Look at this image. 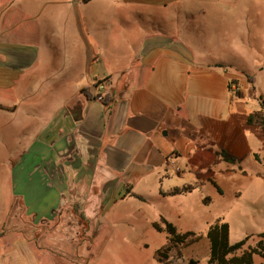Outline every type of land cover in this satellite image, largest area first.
<instances>
[{"label":"crops","instance_id":"obj_1","mask_svg":"<svg viewBox=\"0 0 264 264\" xmlns=\"http://www.w3.org/2000/svg\"><path fill=\"white\" fill-rule=\"evenodd\" d=\"M260 24L264 0H0V264H51L30 224L74 208L96 222L133 196H221L236 171L263 189L264 149L233 120L258 109L256 75L234 52Z\"/></svg>","mask_w":264,"mask_h":264},{"label":"rangeland","instance_id":"obj_2","mask_svg":"<svg viewBox=\"0 0 264 264\" xmlns=\"http://www.w3.org/2000/svg\"><path fill=\"white\" fill-rule=\"evenodd\" d=\"M263 30L264 24H260L259 33L255 36L257 40L253 44L249 42L248 49L237 50L234 54L239 65L256 75L254 84L264 101ZM212 53L227 57L226 52H207ZM260 68L263 70L258 73ZM251 98L250 103L253 104ZM9 118L8 114L0 113V125L6 124ZM17 118L18 122L23 121L22 115ZM20 150L21 147H13V160ZM0 153L4 155L5 148L0 147ZM244 167L247 174L255 173L254 165L246 163ZM261 167L264 170V162ZM3 171L0 176L6 182L7 170ZM223 183L225 188H222L221 196L211 186L205 185L179 198L160 200L149 194L145 203L130 199L114 207L106 217L99 216L96 222L80 219L82 213L72 209L39 227L30 224V233L43 237L47 247L53 249L51 264H159L158 252L167 256L162 264H186L189 260L206 264L208 243L205 233L216 216L223 217L228 223L231 243L264 233V186L261 189V183L254 179L249 183L237 171L226 177ZM204 197L209 198V206L201 204ZM18 213L15 205V214ZM159 217L169 221L181 233L192 232L194 237L189 241L193 243L165 251L168 246L166 236L156 233L150 225L158 222ZM260 262L255 259L256 264Z\"/></svg>","mask_w":264,"mask_h":264},{"label":"trees","instance_id":"obj_3","mask_svg":"<svg viewBox=\"0 0 264 264\" xmlns=\"http://www.w3.org/2000/svg\"><path fill=\"white\" fill-rule=\"evenodd\" d=\"M232 85L237 86L235 82H229L228 91ZM236 97H239V93L236 94ZM257 103L258 109L256 111L247 115L235 114L233 115V120L236 126L242 131L251 133L253 136H255L264 149V101L258 97ZM102 104L108 108L111 106L112 102L108 100L105 95ZM220 156L227 164L236 163L234 158L227 156L224 152H221ZM254 157L256 161H259L256 155ZM189 191V188L173 189L167 196L172 197L184 195ZM217 192L219 194L221 193L218 189ZM133 197L140 202L145 203V200L141 197ZM79 218L84 219L82 215H80ZM151 227L156 233L164 234L166 236L168 246L165 251H170L171 248L183 246L187 243H193V241H189V239L194 237L193 233H178L176 228L162 217L159 218V222L153 223ZM229 236V225L222 219H217L212 225L208 227L205 233V238L208 242V255L206 264H256L255 259L261 261L257 264H263L264 233L258 234L256 236H246L234 243L230 242ZM157 256V261L159 264H162L163 261L167 260V256L161 252H158ZM159 256L162 259H160ZM186 264H198V262L195 260H189Z\"/></svg>","mask_w":264,"mask_h":264},{"label":"built area","instance_id":"obj_4","mask_svg":"<svg viewBox=\"0 0 264 264\" xmlns=\"http://www.w3.org/2000/svg\"><path fill=\"white\" fill-rule=\"evenodd\" d=\"M93 90H94V96H93V99L98 102V103H101L103 102L104 100V92H105V85L103 82L101 81H97L93 84ZM229 93L231 94V96H235L236 97V94L239 93V88L238 86H235V85H232L230 88H229Z\"/></svg>","mask_w":264,"mask_h":264}]
</instances>
